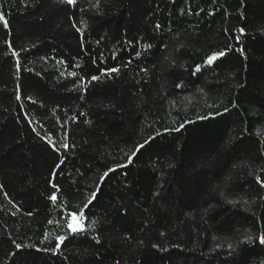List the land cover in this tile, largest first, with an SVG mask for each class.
Wrapping results in <instances>:
<instances>
[{
  "label": "trees",
  "instance_id": "obj_1",
  "mask_svg": "<svg viewBox=\"0 0 264 264\" xmlns=\"http://www.w3.org/2000/svg\"><path fill=\"white\" fill-rule=\"evenodd\" d=\"M0 14V264H264V0Z\"/></svg>",
  "mask_w": 264,
  "mask_h": 264
},
{
  "label": "snow or ice",
  "instance_id": "obj_2",
  "mask_svg": "<svg viewBox=\"0 0 264 264\" xmlns=\"http://www.w3.org/2000/svg\"><path fill=\"white\" fill-rule=\"evenodd\" d=\"M73 2H74V0H67V3H68V4H72ZM0 21H4V25H5V27H7V22L5 21V17H4L3 14H0ZM157 27H159V26H157ZM240 31L243 32L244 29H240ZM13 55H15V53H13ZM224 55H225V53H224L223 51H221V52L219 53V56H220V57H222V56H224ZM217 59H218L217 56H210V57L208 58V60H207V64H208V65H212V64L214 63V61H216ZM200 68H201L200 65H196L195 72H199V71H200ZM109 71H111V72H117V71H119V69H117V68H113V69H110ZM195 72H194L193 74H195ZM92 79H93V80H96V79H98V77L93 76ZM177 87H179V85H177ZM19 98H20V97L17 96V99H19ZM225 111H228V109L225 108ZM217 115H219V113H217ZM203 118H204V119H207V117H203ZM186 123H187V122H186ZM183 127H184V124L182 123V124L180 125V128H177V129H174V130H175V131H180V129H182ZM165 131H168V129H165ZM157 135H158V134H157ZM151 139H154V137H149V139H148V140H145L143 144H139V145H137L136 148H135V150L132 151L131 155H129V156L127 157V163H125V164H118L116 167H117V168H126V167L128 166V164H131V163L133 162V157H135V156L137 155V153H138L142 148H144L145 145H147V144L149 143V140H151ZM65 147H66V145H65ZM115 170H116L115 168H109L107 171H105V172L103 173L102 176H100V178H99L100 181H101V182H104V181H105V178L109 176V173L115 172ZM257 179H259V178H257ZM100 191H101V189H100V187L98 186V187H97V190L91 193V199L88 201L87 204L84 205V208H87V207L89 206V204L92 203L93 200H95V199L98 198V193H99ZM51 198H52L53 200H55V199H56L55 194H53V196H52ZM83 215H84V214H83V209H80L79 219H78V217H77V212L74 211V212H72V213L70 214V217H71V218H70V220H69L68 223H67V228L70 230V233H71V234H78V233H80V232H82V231L84 230V227H83V224H82ZM57 239H58L60 242H63V241L66 239V237H65V236H58ZM249 239H250V238H249ZM259 242H260L261 244H264V236L259 237ZM16 247H17V248H20L21 245L17 244ZM59 247H60V243H57V244H56V248H59ZM52 250L55 251V249H52Z\"/></svg>",
  "mask_w": 264,
  "mask_h": 264
},
{
  "label": "rangeland",
  "instance_id": "obj_3",
  "mask_svg": "<svg viewBox=\"0 0 264 264\" xmlns=\"http://www.w3.org/2000/svg\"><path fill=\"white\" fill-rule=\"evenodd\" d=\"M79 219V218H78Z\"/></svg>",
  "mask_w": 264,
  "mask_h": 264
}]
</instances>
